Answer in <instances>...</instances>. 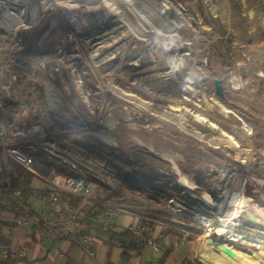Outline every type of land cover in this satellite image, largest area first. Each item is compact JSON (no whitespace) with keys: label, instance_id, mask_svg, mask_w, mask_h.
<instances>
[{"label":"rangeland","instance_id":"1","mask_svg":"<svg viewBox=\"0 0 264 264\" xmlns=\"http://www.w3.org/2000/svg\"><path fill=\"white\" fill-rule=\"evenodd\" d=\"M2 1L15 11L24 4L33 14L19 32L0 33V121L15 137L14 148L64 165L52 156L53 144L72 154L73 141L96 146L108 159L88 162L93 172L78 173L102 183L130 176L144 185L143 169L154 167L165 205L134 195L133 206L162 207L174 216L163 230L168 245L162 248L185 264H204L200 251L207 240L216 250L232 245L247 259L264 251L255 244L264 241V219L252 220L246 211L264 210V136L258 134L264 132V0H124L112 30L91 29L81 17L58 11V3ZM75 1L80 16L110 19L97 0ZM145 59L150 67L131 70ZM5 61L25 65L22 80L3 73ZM192 68L197 92L186 88ZM216 79L228 103L216 93ZM50 87L60 98L55 107ZM172 100L181 101L189 116L172 114ZM188 109L208 120H196ZM223 110L229 119L214 114ZM109 119L136 136L127 148L92 137L97 131L113 136L105 128ZM233 120L251 128L255 138L238 133ZM150 135L160 136L161 143ZM184 178L198 188H187ZM204 192L220 209L201 198ZM234 205L245 237L222 242L205 223Z\"/></svg>","mask_w":264,"mask_h":264},{"label":"crops","instance_id":"2","mask_svg":"<svg viewBox=\"0 0 264 264\" xmlns=\"http://www.w3.org/2000/svg\"><path fill=\"white\" fill-rule=\"evenodd\" d=\"M26 185L29 189L39 190L45 185V180L33 175ZM100 195L101 201L113 203L104 200L106 193L103 190L100 191ZM77 200V197L61 192L59 202L48 203L47 209L53 214L63 212L69 205L77 203ZM113 204L120 206V210L109 225L107 207L102 204L82 205L80 236H92V240L86 245L93 252V256L81 247L75 237L69 235L60 237L53 233L41 235L17 222V217L25 216L24 213L17 214V211L9 207L0 209V236L2 235L8 242V246L0 244V259L5 261L9 254L14 259L10 264H158L161 258H164V264L186 263L184 259L174 254L167 256V251L165 252L163 248L160 252H153L146 243L141 242V235L153 234L160 237L163 244H167L163 230L169 223L145 217L139 212L141 207ZM109 229L116 233L132 231L136 236L137 245L111 238L108 234ZM172 245L169 244L170 247ZM56 247L62 251V259L56 258L54 254Z\"/></svg>","mask_w":264,"mask_h":264},{"label":"built area","instance_id":"3","mask_svg":"<svg viewBox=\"0 0 264 264\" xmlns=\"http://www.w3.org/2000/svg\"><path fill=\"white\" fill-rule=\"evenodd\" d=\"M14 140L15 137L8 131L5 122L0 121V203L24 213L25 216L17 217V222L27 229L34 230L41 235L53 233L60 237L67 235L75 237L81 247L93 256V252L86 245L92 240V236H80L82 205L85 203L93 206L102 204L107 207L108 225L113 222L120 206L101 201V186L97 178L90 179L84 176L76 177L56 173L52 162L43 159L40 154H27L14 148L12 146ZM57 147L56 144L52 145V156L60 159L71 170L77 173L85 170L93 172L89 166L93 160L83 161L80 155L69 151L60 152ZM12 162L23 166L33 175L44 178L45 185L39 190L29 189L23 183L21 175L20 184L11 187L7 174L14 171ZM61 192L77 197V203L69 205L63 212L53 214L48 211L47 204L58 203ZM140 239L153 252L161 251L163 243L160 237L147 234L141 235ZM54 254L58 259L63 258V253L58 247L55 248Z\"/></svg>","mask_w":264,"mask_h":264},{"label":"bare ground","instance_id":"4","mask_svg":"<svg viewBox=\"0 0 264 264\" xmlns=\"http://www.w3.org/2000/svg\"><path fill=\"white\" fill-rule=\"evenodd\" d=\"M48 5H53V3H58L59 6L55 7L61 13H69L74 16L81 17V20L85 22L91 29H108L112 30L115 26V22L119 21L121 12H120V5L124 3V0H97V4L100 5L105 12L109 14V20H88L85 16H80L77 13L78 7L76 5L75 0H45ZM56 1V2H55ZM87 1V0H84ZM11 3L7 1H0V33H15L19 32L20 28L26 24L31 22L33 19V14L30 15L29 10H25L24 4L19 6L20 8L13 9V6H10ZM27 9V8H26ZM1 43V40H0ZM141 65L131 68L133 72L139 70L140 66L143 67H150L152 65L151 61L144 60L141 61ZM193 69V68H192ZM198 76L194 69L187 72V79H186V88L190 92H197L198 91ZM168 108L171 110L170 112L179 118H186L189 116L182 106V102L178 100H172L167 103ZM212 108V106H210ZM195 117L196 120H201L202 122L207 121L208 119L205 118L200 110H192L188 109ZM228 110H223L222 115L219 116L218 114L214 113L216 117H220L223 120L225 118L229 119V114L227 113ZM233 128L240 133L241 135L245 136L248 141H251L255 138L251 128L247 125L243 126L242 124H238L235 120L232 121ZM259 135L264 136V132L259 130ZM183 184L191 189L196 190L198 185L187 178L183 179ZM201 198L208 202L212 207L218 208L219 202H217L210 194L203 193ZM240 207L234 205L230 211H222L221 214L218 215L217 221L214 223L206 222L205 225L209 234H219L221 241H232V242H239L244 239V232H240L238 229L242 224V217L239 214ZM248 215L255 214L258 218L264 219V210L253 207L246 210ZM227 220V221H226ZM254 239V238H253ZM254 243V242H252ZM259 249L264 246V241L259 238L257 243ZM200 255L202 258V262L204 264H264V251H261L259 256H252L250 259H247L241 251L237 250L234 246L229 245V248L220 247L219 250H216L213 244V241L207 240L206 245H204L200 251Z\"/></svg>","mask_w":264,"mask_h":264},{"label":"trees","instance_id":"5","mask_svg":"<svg viewBox=\"0 0 264 264\" xmlns=\"http://www.w3.org/2000/svg\"><path fill=\"white\" fill-rule=\"evenodd\" d=\"M178 1L182 5L186 4V0H178ZM2 71L5 75L13 74L16 75L17 79L19 78L20 80H22L25 71V65H20L18 63L15 64V63H11L10 61H5L2 63ZM221 99L225 103H228L227 95L225 93H223ZM3 117H4V113L0 110V120ZM53 129L59 130L60 126H58L57 124L53 125ZM72 148L76 153L94 161L98 160L99 158L108 159L105 153H103L96 146L90 144L73 141ZM41 156H45V155L41 154ZM52 164L58 167L57 172L59 174H66L76 177L81 176L80 173H77L71 170L69 167L58 163V161H53ZM12 165L14 171L9 172L7 174L11 187H16L20 184L19 177L21 175L23 176V183L26 184L30 182L31 178L33 177V174L31 172H29L26 168H24L23 166L19 165L16 162H12ZM143 172L144 173L142 175L147 181L144 185L134 182V180L130 176H125L123 179H116L114 182L115 184L102 183L101 181H99L100 186L104 188L103 191L106 193L104 200L107 202L117 203L123 206H129L137 203L135 202L134 195H143L146 200L155 202L157 204L165 205L164 196L161 195V191L159 189L160 187H158V185L156 184V181H158L159 178V174L157 170L154 167H148L143 169ZM6 208L8 207L5 204L0 203V209H6ZM141 208L142 209H140L139 212H141L145 217L170 224H172L174 221V216L164 211L162 207L142 206ZM18 213L19 211H17V214ZM108 234L111 238H115L121 242L128 241L134 246L137 245L136 236L130 230H126L122 233H116L109 229ZM0 244L3 246H8L7 240H4L2 235L0 236ZM13 261L14 259L8 254L5 261H2L0 259V264H10ZM158 264H164V258L163 259L161 258L158 261Z\"/></svg>","mask_w":264,"mask_h":264},{"label":"flooded vegetation","instance_id":"6","mask_svg":"<svg viewBox=\"0 0 264 264\" xmlns=\"http://www.w3.org/2000/svg\"><path fill=\"white\" fill-rule=\"evenodd\" d=\"M123 124V123H122ZM121 121H117L114 124H110L108 123L107 126H105V128L109 131V133H113V138L116 140L115 145L114 146H110V147H123V148H127L129 145H131L132 142H134L136 138V136L129 134L130 132L126 131L125 129H123L121 127ZM99 134H103L101 131H97ZM95 135V134H94ZM106 135V134H105ZM111 136V135H109ZM151 136V135H150ZM94 139L95 136H92ZM142 137V136H141ZM143 138V137H142ZM144 139H148V137H144ZM97 140V139H96ZM151 140L154 143L160 144V136L158 135H153L151 136ZM99 141V140H98ZM101 142V141H100ZM102 144H104L103 142H101ZM106 145V144H105ZM109 146V145H107ZM118 147V148H119Z\"/></svg>","mask_w":264,"mask_h":264},{"label":"water","instance_id":"7","mask_svg":"<svg viewBox=\"0 0 264 264\" xmlns=\"http://www.w3.org/2000/svg\"><path fill=\"white\" fill-rule=\"evenodd\" d=\"M215 83V89H216V93L219 95V96H222L223 95V87H222V81L219 80V79H216L214 81ZM49 100H50V103H51V106L52 107H55L56 104L58 102H60V98L58 97V95L55 93L54 91V88L53 87H50L49 88ZM115 122H117V120L115 119H109L108 120V123L110 124H114ZM95 138L101 142H103L104 144L106 145H109V146H114L115 145V142L116 140L112 137V136H109V135H105V134H95L94 135ZM252 220H255L256 219V215L255 214H250Z\"/></svg>","mask_w":264,"mask_h":264}]
</instances>
